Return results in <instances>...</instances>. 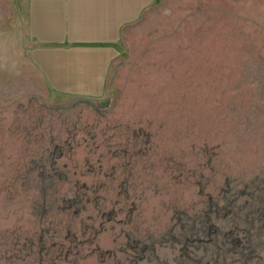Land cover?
Instances as JSON below:
<instances>
[{"label":"rangeland","instance_id":"obj_1","mask_svg":"<svg viewBox=\"0 0 264 264\" xmlns=\"http://www.w3.org/2000/svg\"><path fill=\"white\" fill-rule=\"evenodd\" d=\"M0 0V264H264V0H156L103 94L31 63Z\"/></svg>","mask_w":264,"mask_h":264},{"label":"crops","instance_id":"obj_2","mask_svg":"<svg viewBox=\"0 0 264 264\" xmlns=\"http://www.w3.org/2000/svg\"><path fill=\"white\" fill-rule=\"evenodd\" d=\"M156 0H27L28 56L49 88L103 94L125 29Z\"/></svg>","mask_w":264,"mask_h":264}]
</instances>
